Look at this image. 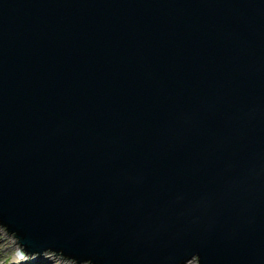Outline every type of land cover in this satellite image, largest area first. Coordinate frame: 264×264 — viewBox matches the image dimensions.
<instances>
[{
	"label": "water",
	"instance_id": "water-1",
	"mask_svg": "<svg viewBox=\"0 0 264 264\" xmlns=\"http://www.w3.org/2000/svg\"><path fill=\"white\" fill-rule=\"evenodd\" d=\"M0 225L75 264H264V0H0Z\"/></svg>",
	"mask_w": 264,
	"mask_h": 264
},
{
	"label": "rangeland",
	"instance_id": "rangeland-1",
	"mask_svg": "<svg viewBox=\"0 0 264 264\" xmlns=\"http://www.w3.org/2000/svg\"><path fill=\"white\" fill-rule=\"evenodd\" d=\"M13 234H10L8 235V232H6L5 228L4 227H1L0 225V240L1 241H10L11 244L10 246L12 247L10 251L6 252V253H1L0 251V264H8L10 261L9 259H11L13 256H16V257H26L25 255H22L18 250L22 249V246L18 245V243H15L17 242V239L15 237H12ZM15 243V244H13ZM5 248V247H2V249ZM1 249V250H2ZM60 252H57V254H59ZM54 254V251L50 252L48 250H44L42 251V253L40 255H48V256H52ZM28 255L29 257H36V255H32L30 256V254H26ZM57 257H59L60 259H62L63 261H65L66 264H75V261L68 258H61V255H55ZM38 257V256H37ZM88 262L87 261H82L80 263H76V264H87ZM184 264H197V261L195 259V257L191 258L190 260L184 262Z\"/></svg>",
	"mask_w": 264,
	"mask_h": 264
},
{
	"label": "bare ground",
	"instance_id": "bare-ground-1",
	"mask_svg": "<svg viewBox=\"0 0 264 264\" xmlns=\"http://www.w3.org/2000/svg\"><path fill=\"white\" fill-rule=\"evenodd\" d=\"M2 240V239H1ZM0 240V251L1 253H6L10 250H12L10 244V241H1ZM2 247H5L2 249ZM2 249V250H1ZM26 257H16L13 256L11 259H9L8 264H66L65 261L62 259H58L57 256H48V255H39L38 257H29L25 254ZM32 256V255H30Z\"/></svg>",
	"mask_w": 264,
	"mask_h": 264
}]
</instances>
